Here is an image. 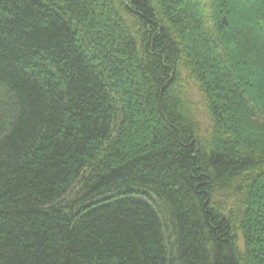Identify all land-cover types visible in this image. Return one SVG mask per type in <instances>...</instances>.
<instances>
[{"label":"trees","instance_id":"trees-1","mask_svg":"<svg viewBox=\"0 0 264 264\" xmlns=\"http://www.w3.org/2000/svg\"><path fill=\"white\" fill-rule=\"evenodd\" d=\"M0 264H264V0H0Z\"/></svg>","mask_w":264,"mask_h":264},{"label":"rangeland","instance_id":"rangeland-1","mask_svg":"<svg viewBox=\"0 0 264 264\" xmlns=\"http://www.w3.org/2000/svg\"><path fill=\"white\" fill-rule=\"evenodd\" d=\"M189 96L191 98V100H193L196 103L197 106V112L198 115L201 117V119L203 120L204 118V109L201 106V99L200 96L198 95L196 89L194 86H191L189 89Z\"/></svg>","mask_w":264,"mask_h":264}]
</instances>
